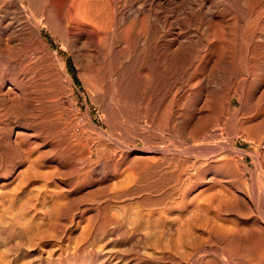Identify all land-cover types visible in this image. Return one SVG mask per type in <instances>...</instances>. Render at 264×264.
<instances>
[{
	"label": "bare ground",
	"instance_id": "obj_1",
	"mask_svg": "<svg viewBox=\"0 0 264 264\" xmlns=\"http://www.w3.org/2000/svg\"><path fill=\"white\" fill-rule=\"evenodd\" d=\"M67 55L73 58L85 93L68 72ZM77 92L83 96L84 111ZM90 105L100 113L98 122ZM262 129L264 0H0V242L19 245L32 236L4 219L1 197L17 195L33 184L38 195L60 196L80 193L96 181L94 177L119 179L122 186L114 200L157 195L140 201L159 208L166 200L161 195H169L177 205L194 192L204 195L196 197L194 215L210 247L187 250L172 241L151 251L144 231L127 221L124 210L118 215L90 206L88 212L77 207L73 213L67 207L72 204H59L50 196V229L40 228L36 243L61 245L68 239L67 228L85 220L73 254L44 257L41 252L43 257L38 253L34 264H215L213 249L219 252V264H240V229L247 230L248 242L254 241L252 232H262L247 217L252 199L226 193L222 185L219 194L212 183L215 172L233 171L226 155L244 152L237 146L239 140L264 153ZM126 155L131 156L126 162L145 169L146 185L140 179L138 185L132 170L127 171L132 179H126V185L122 172H111ZM238 165L236 175L241 177ZM53 180L60 183L59 189L49 188ZM87 186L86 195L101 192ZM179 216H172L166 232L178 227ZM30 219V224L24 220L27 225L34 224Z\"/></svg>",
	"mask_w": 264,
	"mask_h": 264
},
{
	"label": "rangeland",
	"instance_id": "obj_2",
	"mask_svg": "<svg viewBox=\"0 0 264 264\" xmlns=\"http://www.w3.org/2000/svg\"><path fill=\"white\" fill-rule=\"evenodd\" d=\"M68 61V62H67ZM67 61H66V63H67V69H68V72L73 76V80H74V82H75V84L77 85V87L79 88V90L83 93H85V90L83 89V87H82V85H81V82H80V79L78 78V76H77V68H76V65H75V63H74V61H73V58H72V56H70V55H67ZM76 95L78 96V99H79V103H80V105H81V107H82V110L84 111L85 110V108H86V105H85V103L83 102V96L80 94V92L78 93H76ZM90 109H91V113L93 114V116H94V119H95V121L96 122H98L99 121V114L100 113H98L99 111L93 106V105H90ZM98 111V112H97ZM264 129H262V131H263ZM224 133H225V131H224ZM225 135V137H226V133L224 134ZM239 140V139H238ZM240 149H242V151H244V152H246V153H244V152H238V153H236L235 154V156H233V155H230V154H227L226 155V157H228L227 159L229 160V161H231V167L233 168V171H231V172H229V173H226L227 175H222V174H220L219 172L218 173H214L216 176V180L214 181V183H212L213 185V190L215 191V192H219V194H221V193H223V191L224 192H226V193H229V194H231L232 192L234 193H232V195H237L238 197H245V195L246 196H249L250 197V199H252L251 200V207H249V209H247V213H248V215H247V217H248V219H250L251 221H253V220H255L256 221V224H257V226H258V228H256V229H259V228H261V230H262V232L261 231H259V232H256V231H254V232H252V238H251V240L250 241H252V240H254V241H252V242H248L249 240H247L248 239V237H246V236H249V234H248V232H246L245 231V229L244 228H241L240 229V231H239V240H238V243H239V251H238V258H239V260L238 261H240V264L241 263H243V264H264V153H262L261 152V149H257L256 148V146L254 145V144H251V143H247V142H242V141H238V145H237ZM139 148H141V147H143V145L140 143L139 144V146H138ZM255 153H256V155H255ZM254 156V157H253ZM130 155H126V157H125V159H124V162L122 163V165H120L119 167H115V168H111L112 170H111V172L113 171V172H118V173H120V172H122V178H125L124 179V181H123V179H121V181L123 182V184L125 183V185L128 183V182H126V179L129 181V179H132V177L131 176H133V177H136V181H137V183H138V185H140V183H141V185L142 184H147V177L146 178H144L145 176H143V172L142 171H145V169H143L142 167H140V166H138V165H135V164H130V163H128V162H130L131 161V159H130ZM258 157V158H257ZM235 158V159H234ZM255 158V159H254ZM128 159H130V161L128 160ZM232 159L233 160H237L236 162H239V163H235L234 161H232ZM125 160H128V162H126ZM127 163H128V165H127ZM234 163L237 165V164H239L238 165V167L240 168L241 166V168H243V174L244 175H241V177H240V175L238 176V175H236L237 173H236V170L238 171V168L236 167V165H234ZM124 164H125V166H124ZM130 164V165H129ZM127 165V166H126ZM135 165V166H134ZM124 167V168H122V167ZM129 166H130V168H129ZM133 166V167H132ZM136 166L137 167H139L138 169H141V170H136L137 168H136ZM234 166V167H233ZM116 168H117V170H116ZM121 168V169H120ZM135 170H134V169ZM237 168V169H236ZM114 169V170H113ZM123 169V170H122ZM125 170V171H124ZM130 170H132L131 172H130ZM135 171V173L137 174H134V175H132L133 173H134V171ZM120 171V172H119ZM127 171H129L130 173H132L131 174V176L129 175H127V173L128 174H130L129 172H127ZM137 171H138V173H137ZM240 171V170H239ZM142 172V173H141ZM213 172V171H212ZM124 174H126L127 176L125 177L124 176ZM211 173H209V174H207L206 176H209ZM139 175L140 176H142V177H140L139 178ZM124 176V177H123ZM218 176V177H217ZM131 177V178H130ZM129 178V179H128ZM221 178V180H217V179H220ZM226 178L228 179V180H226ZM237 178V179H236ZM241 178V179H240ZM101 178H98V177H94V180H96V181H93V182H91V183H88L89 185L87 186V184L85 185V186H87L89 189L90 188H96V187H99V190H101V192H98V193H96V195L94 196V195H92V194H88V195H86V190H85V186L83 187V190H80V193H75V194H72V195H49V196H47V195H42V194H40V195H38L37 193H35V189H36V187H37V185L36 184H33V185H31L30 187L28 186V187H26V188H22V189H20V191L19 192H17V195L15 194V195H8V193H7V198L5 197V195H3L2 197H1V200H2V198L4 199V200H2V205L5 203V205H3V206H5L4 208L6 209H4V214H5V216H4V214H3V216H4V219L6 220L7 219V221L9 220L10 222L9 223H17V225H19V226H22L26 231H27V233H28V235L29 236H33V234L32 233H35L36 235H34L33 237L31 236L30 238H29V240H27V241H25V242H23V243H21V244H19V245H16V244H9L8 245V243L6 244V243H4V244H6L5 246H4V244H3V242H0V264H6V263H10V264H16V262L18 263V264H22V263H24V264H26V262H27V264H34V262H35V259L38 257V253H39V256H41V257H47L49 254H53V256H67V255H70V254H73V252H75V250H76V248L74 247L73 248V246L75 245V237L79 234V236H80V233H81V231H82V224H83V222H84V220L85 219H82V218H80V220L82 219V222H81V224L80 223H74L72 226H69L68 228H67V232H68V239H69V241H68V239H66L67 241H68V243H67V241H65V242H63V244H61V245H51V247H50V244H41L40 245V243H36V240H35V238L36 237H38L41 233H42V230H44V228L45 227H48V226H50V222H52V220H51V216H49L51 213H50V209H52V207H49V206H51V204L52 203H50V201H48L50 198V196L51 197H55L56 198V202H58L59 204H61V202L60 201H64V202H62V203H69L68 205H71L70 207L69 206H67L68 207V209H69V211L70 212H73V213H75L76 211H77V207H78V211L79 210H81L82 211V209L83 210H85V211H89V209H90V206H91V209H92V207L94 208L95 206H99V208H100V210H101V212L103 211V212H107L108 210L110 211H108L109 213H114V214H118V215H121V213L122 212H124L123 214H124V216H126L127 215V217L126 218H128L127 219V221H135L134 223V228L135 229H138V231L142 234V232H141V229H142V231H144L143 232V235L145 234V236H144V238H145V241H146V244H148V246H150L149 248L150 249H148L149 251H151V249L153 248V249H157V247L158 246H161V245H164L165 243H169V242H177L178 241V243H179V241L181 242L180 244H181V246L184 248V249H190V248H193V247H199V248H202V249H204V248H209L210 247V245H209V243L208 242H206V241H204L205 239L202 237V235H201V232H199L200 231V229L197 227V225H196V221H195V207H196V202H197V199H196V197L198 198V197H202V196H204V195H196V192H194V193H192L191 195H186V197H185V199H183L182 201H180L179 202V204L177 205V203L175 204L174 202H172L171 201V199L169 198V195H161V196H166L165 198H164V200L165 201H167L168 203H166L165 201H163L164 203V205H162V207H160L159 208V206H161V205H159L158 207H156V206H154V205H152V203H150L151 205H147V206H145V205H142L141 203H143L142 201H140V200H142V197H143V200L147 197H149V198H154V196L156 197L157 195H140V198L139 199H137V200H132V201H125V200H123L122 201V199L120 200H114L115 198L113 197V195L115 194V195H117L116 193L117 192H119L120 190V188H121V186H122V184L120 185V183H118L117 184V182H119L118 180L116 181L115 179L114 180H111V181H114V183L113 182H111V181H103V180H100ZM138 179H140L141 181H140V183H139V180ZM142 179H144V180H142ZM146 179V180H145ZM225 180V181H224ZM115 181H116V183H115ZM131 181V180H130ZM132 181H134V180H132ZM142 181H145V183L143 182L142 183ZM111 182V183H110ZM121 182V183H122ZM221 182V183H220ZM57 183V184H56ZM94 183V184H93ZM108 183H110V184H107ZM112 183H113V186L116 184L117 185V187H116V185L113 187L114 189H112L111 188V186H112ZM130 183V182H129ZM218 183V184H217ZM52 184H55V186H52ZM102 184V185H101ZM105 185V187L106 186H108L106 189H108V191H106V190H104L105 189V187H104V185ZM215 184V185H214ZM58 185H59V188H60V183L58 182V181H56V180H53V181H51L50 183H49V188L51 189V188H53V189H59V188H57L58 187ZM99 185V186H98ZM110 185V186H109ZM217 185H218V187H217ZM220 185V186H219ZM221 185H222V188H223V191H221L222 190V188H220L221 187ZM230 185V186H229ZM57 186V187H56ZM100 186H103V187H100ZM119 186V187H118ZM226 186V187H225ZM31 190V192H29V190ZM111 188V189H110ZM117 188H118V190H117ZM218 188H220L219 190H218ZM226 188V189H225ZM25 189V190H24ZM225 189V190H224ZM34 190V191H33ZM113 190V191H112ZM218 190V191H217ZM227 190L228 191H230L231 190V192H227ZM233 190V191H232ZM33 191V192H32ZM117 191V192H116ZM221 191V192H220ZM25 192V193H24ZM21 195H20V194ZM25 194V196H24V194ZM29 194V196L27 195V194ZM82 193V194H81ZM111 193V194H110ZM77 194V195H76ZM111 195V197H110V195ZM241 194V195H240ZM42 195V196H41ZM81 195H84V196H82L81 197ZM91 195L93 196V197H91ZM108 195V196H107ZM255 195V196H254ZM1 196V195H0ZM22 196V197H21ZM67 196V197H66ZM71 196V197H70ZM103 196V198L104 199H102L101 197ZM145 196V197H144ZM151 196V197H150ZM158 196H160V195H158ZM168 196V197H167ZM5 197V198H4ZM43 197V198H42ZM84 197H85V199H84ZM89 197V198H88ZM98 197V198H97ZM113 197V198H112ZM258 197V198H257ZM26 198V199H25ZM40 198H42L41 200H39ZM45 198H47V199H45ZM59 198V199H58ZM64 200H63V199ZM69 198V199H68ZM71 198V199H70ZM79 198V199H78ZM82 198V199H81ZM86 198H88V199H86ZM99 198H100V200H99ZM109 198V199H108ZM111 198V199H110ZM146 198V199H147ZM9 199L12 201H10V204L9 203H6V201H8L9 202ZM73 199V201H71ZM116 199H118V198H116ZM200 199V198H199ZM24 200V201H23ZM47 200V201H46ZM68 200V201H67ZM99 200V201H98ZM106 200V201H105ZM258 200V201H257ZM5 201V202H4ZM26 201V202H25ZM42 201H44V202H42ZM67 201V202H66ZM90 201V202H89ZM108 201V202H107ZM117 201V202H116ZM135 201L138 203V204H136L135 203ZM140 201V202H139ZM37 202V203H36ZM41 202V203H40ZM46 202V203H45ZM49 202V203H48ZM112 202V203H111ZM120 202V203H119ZM132 203V204H130V203ZM261 202H262V206H261ZM22 203V204H21ZM25 203V204H24ZM95 203V204H94ZM108 205H107V204ZM9 205V207H8V205ZM37 204H38V206H37ZM42 204V205H41ZM89 204V205H88ZM104 204V205H103ZM106 204V205H105ZM110 204H112V205H110ZM114 204V205H113ZM116 204V205H115ZM122 204H124L125 206H126V204H127V206L125 207L124 205H122ZM130 204V205H129ZM137 206H136V205ZM140 204V205H139ZM168 204V205H167ZM170 204H172V205H170ZM36 205V206H35ZM46 205L48 206V207H46ZM56 204H54V206H55ZM121 206V208H124V209H121V208H119L120 206ZM131 205H132V209H131ZM141 207H139V206ZM177 205V206H176ZM256 205V206H255ZM258 205V206H257ZM35 206V207H34ZM43 206H44V208H43ZM85 206V207H84ZM108 206V209L106 208L105 209V207H107ZM111 206H112V208H111ZM113 206H115V207H113ZM123 206V207H122ZM143 206V207H142ZM145 206V207H144ZM152 206V207H151ZM165 206V207H164ZM169 206V207H168ZM171 206V207H170ZM173 206V207H172ZM12 209H11V208ZM24 207V208H23ZM73 209H72V208ZM74 207H76V208H74ZM83 207V208H82ZM88 207V208H87ZM103 207V208H102ZM110 207V208H109ZM128 207V208H127ZM34 208V209H33ZM46 208H48V209H46ZM82 208V209H81ZM87 210H86V209ZM134 208L136 209V211H138V213L136 212V211H134ZM154 208V209H153ZM162 208V209H161ZM8 209V210H7ZM17 209V210H16ZM20 209H24V211H21ZM37 209V210H36ZM39 209V210H38ZM42 209V210H41ZM44 209H46V211L48 212H46ZM72 209V210H71ZM102 209H104V210H102ZM116 209H118L117 210V212L115 213V211H116ZM121 209V210H120ZM138 209V210H137ZM150 209V210H149ZM152 209L153 210H156V209H159V210H156V212L155 211H152ZM165 209V210H164ZM16 212V214L14 215V211ZM19 210H20V212H24V214L25 215H22V213L20 214V212H19ZM41 210V211H40ZM74 210V211H73ZM113 212H112V211ZM124 210V211H123ZM128 212H127V211ZM130 210V211H129ZM144 210V211H143ZM7 211H9V212H7ZM35 211V212H34ZM37 211V212H36ZM43 211H45V212H43ZM119 211H121V212H119ZM152 211V212H151ZM158 211H159V213H158ZM192 211V212H191ZM12 212H13V214H12ZM19 212V213H18ZM27 214H29V215H27ZM134 212V213H133ZM144 212H146V213H144ZM148 212V213H147ZM151 212V213H150ZM154 212V213H153ZM9 213H10V215H9ZM19 215H18V214ZM46 214L47 216H43V214ZM140 213H142V214H140ZM150 213V215H147V214H149ZM7 214V215H6ZM31 214V215H30ZM130 214V215H129ZM133 214V215H132ZM145 214V215H144ZM158 214H161V215H158ZM163 214V215H162ZM176 214V215H175ZM180 214V219H178L177 220V222H178V227H176V225H175V228L173 229V230H171V231H168V232H166L165 230H166V228H165V226H167L168 224H170L171 222H172V218H175L177 215H179ZM18 215V216H17ZM21 215V216H20ZM39 215V216H38ZM129 215V216H128ZM135 215V216H134ZM137 215V216H136ZM141 215V216H140ZM147 215V216H146ZM154 216V218H153V216ZM193 215V216H192ZM255 215H256V218H255ZM12 217V218H10V217ZM15 216H17V217H15V220H16V218H17V220L15 221L13 218ZM19 216H20V219L22 218V220H23V222H21L20 221V219H18L19 218ZM27 216V217H26ZM38 216V217H37ZM41 216V217H40ZM134 216V217H133ZM161 217V218H159L158 219V217ZM172 216H175V217H172ZM23 217H24V219H23ZM34 217V218H33ZM36 217H37V219L38 220H35L36 219ZM43 217V218H42ZM47 217H48V219L49 220H47ZM84 218L86 217V215H84L83 216ZM129 217L131 218H134L133 220L132 219H129ZM136 217V218H135ZM141 217V218H140ZM167 217V218H166ZM186 217H188L187 219H186ZM234 216H228L227 218L228 219H230V220H233L234 218H233ZM9 218V219H8ZM32 220H31V219ZM45 218V219H44ZM137 218H139V220H137ZM163 218V219H162ZM182 218H184V219H182ZM232 218V219H231ZM27 219V220H26ZM31 220V224H33V225H27V222H28V220ZM44 221H43V220ZM140 219H141V222H140ZM148 219H149V221H148ZM156 220L157 221V223H156V221H155V225H154V220ZM162 219V220H161ZM170 219V220H169ZM15 222H14V221ZM19 220V221H18ZM24 220H26V221H24ZM34 220V221H33ZM45 220H47V221H45ZM152 222H151V221ZM33 221V222H32ZM35 221H37V222H35ZM144 221V222H143ZM158 221H159V224H158ZM165 221V222H164ZM186 221V222H185ZM20 222V223H19ZM39 222V223H38ZM43 223V226L42 225H39L38 226V224H41V223ZM139 224H137V223ZM151 222V223H150ZM182 222V223H181ZM44 223H45V225H44ZM140 223H141V225H140ZM144 223V224H143ZM165 223V224H164ZM22 224V225H21ZM24 224V225H23ZM28 224H30V222H28ZM36 224V225H35ZM49 224V225H48ZM146 224V225H145ZM180 224V225H179ZM77 227H76V226ZM138 225V226H137ZM144 225V226H143ZM150 225H151V227H150ZM153 225V226H152ZM157 225V226H156ZM163 225V226H162ZM184 225V226H183ZM189 225V226H188ZM26 226H28V227H32V228H25ZM142 226H143V228H142ZM155 226V227H154ZM161 226V227H160ZM181 226V227H180ZM256 226V227H257ZM146 227V228H145ZM157 227V228H156ZM161 228L163 231H161V229H159V228ZM180 227V228H179ZM190 229L189 231L192 233H190L189 231H188V228ZM36 228H39V229H37L38 231H36ZM40 228H42V230H40ZM73 228V229H72ZM153 228H155V229H153ZM195 228V229H194ZM32 229H34V230H32ZM49 229H50V227H48V228H46V230H48L49 231ZM147 229V230H146ZM159 229V230H158ZM184 229V230H183ZM31 230V231H30ZM45 230V231H46ZM146 230V231H145ZM178 230V231H177ZM30 231V232H29ZM160 231H161V233H160ZM186 233H185V232ZM71 234H70V233ZM76 234H75V233ZM80 232V233H79ZM165 232V233H164ZM246 232V233H245ZM29 233H31V235L29 234ZM185 233V234H184ZM257 233V234H256ZM259 233V234H258ZM39 234V235H38ZM75 234V235H74ZM165 234V235H164ZM176 234H178L177 236H176ZM245 234H246V236H245ZM73 235V236H72ZM194 235V236H193ZM254 235V236H253ZM258 235H259V237H258ZM260 235H262L261 237H260ZM163 236H165V237H163ZM180 236V237H179ZM191 236H193V237H191ZM72 237V238H71ZM74 237V238H73ZM78 237V236H77ZM169 237V238H168ZM255 239H254V238ZM31 238H32V241H31ZM158 238H163L164 239V241H166V242H164L163 241V244H162V240L163 239H158ZM166 238V239H165ZM175 238H179L178 240H176ZM198 238V239H197ZM70 239H72V240H70ZM74 239V240H73ZM160 241V242H157L158 240ZM173 239V240H172ZM175 239V240H174ZM193 239V240H192ZM152 240V241H151ZM258 240V241H257ZM29 241H31V242H29ZM149 241V242H148ZM154 241V242H153ZM155 241L157 242V243H155ZM73 242H74V244H73ZM152 242H153V245H152ZM29 243V244H28ZM32 243V244H31ZM33 243H35V245H33ZM66 243V244H65ZM70 243V244H69ZM149 243H151V244H149ZM26 244H27V246H26ZM38 244V245H37ZM98 244H100V245H103L102 243H100V242H98ZM191 244V245H190ZM36 245H37V247L39 248H37L36 247ZM45 245V246H44ZM48 245V246H47ZM66 245H68L69 246V248H68V246H66ZM6 246H9V247H6ZM10 246H11V248H10ZM32 246L34 247V248H32ZM40 246V247H39ZM44 246V247H43ZM54 246V247H53ZM66 246V247H65ZM76 246V245H75ZM193 246V247H192ZM6 247V248H5ZM26 248V250L25 249H23V248ZM48 247V248H47ZM62 247V248H61ZM64 247V248H63ZM103 247H105V245L103 246ZM29 248H31V249H29ZM42 248V249H41ZM49 248H51V249H49ZM54 248V249H53ZM68 248V249H67ZM71 248V250H69ZM5 249H6V251H5ZM10 249V250H9ZM12 249L14 250V251H12ZM15 249H16V252H15ZM46 249H48V250H46ZM56 249V250H55ZM62 251H61V250ZM21 252H20V251ZM31 250V251H30ZM41 250V251H40ZM43 250V251H42ZM67 250V251H66ZM69 250V251H68ZM241 250V251H240ZM9 251V252H8ZM24 253H23V252ZM28 251V252H27ZM30 251V252H29ZM37 251V252H36ZM39 251V252H38ZM46 251H48V252H46ZM57 253H56V252ZM72 251V252H71ZM213 251H214V255H215V259H216V261H214V263L215 264H219V257H220V255H219V252L218 251H216L215 249H213ZM6 252V253H5ZM14 252V253H13ZM20 252V253H19ZM42 252V253H41ZM68 254H67V253ZM71 252V253H70ZM17 253H18V255H17ZM34 253V254H33ZM43 255H41V254ZM47 253H48V255H47ZM63 253V254H62ZM64 253L65 254H67V255H64ZM248 253V254H247ZM4 255H6L7 254V256H6V259H5V257H4V261L2 260L3 259V256ZM27 254V255H26ZM36 254H37V256H36ZM247 254V255H246ZM11 255H13L12 257H11ZM16 255V256H15ZM259 255H260V257H261V260L260 259H257V260H255L257 257H259ZM23 256H25V257H23ZM27 256V257H26ZM29 256H30V258H29ZM34 257V259H33V257ZM244 256V257H243ZM7 257H9V258H7ZM16 257V258H15ZM259 257V258H260ZM27 259V260H26ZM249 259H250V261H249ZM6 260H8L9 262H7ZM22 260V261H21ZM1 261H2V263H1ZM6 261V263H4ZM19 261H20V263H19ZM24 261V262H23ZM12 262V263H11ZM245 262V263H244ZM250 262H252V263H250ZM239 263V262H238Z\"/></svg>",
	"mask_w": 264,
	"mask_h": 264
}]
</instances>
